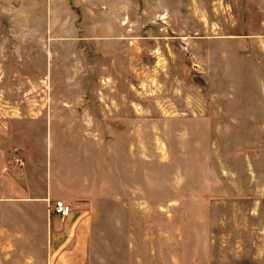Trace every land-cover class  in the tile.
<instances>
[{
	"label": "rangeland",
	"instance_id": "374dc122",
	"mask_svg": "<svg viewBox=\"0 0 264 264\" xmlns=\"http://www.w3.org/2000/svg\"><path fill=\"white\" fill-rule=\"evenodd\" d=\"M58 54L126 155L80 230L88 264H264V0H0V264L44 260L19 159Z\"/></svg>",
	"mask_w": 264,
	"mask_h": 264
},
{
	"label": "crops",
	"instance_id": "0c3cea01",
	"mask_svg": "<svg viewBox=\"0 0 264 264\" xmlns=\"http://www.w3.org/2000/svg\"><path fill=\"white\" fill-rule=\"evenodd\" d=\"M56 62L50 59L46 67L49 70L48 65L51 64L52 90L49 94L56 89L60 98L47 106L43 103L37 109L41 115L32 121L42 127V134L32 137L23 161L26 172L31 174L25 187L26 197L22 201L28 209L37 212L39 220L35 215L27 214L26 217L34 227H31L32 231L36 230V226L41 228L42 233L43 230L46 232V243L43 244L42 240L27 253L44 256L42 264H88L91 248L85 246V235L80 233L90 223L92 198L97 196V192L101 194V191H107L109 185L113 189L112 181H108L109 173L112 175L115 170L123 171L126 155L122 151L115 156L111 143L99 147L96 140L98 105L88 103L86 99L84 101L83 96L88 94L85 86L74 83L67 86L68 82L80 77L84 79L86 74L79 75L78 71L82 70L78 66L73 68L72 73L70 68L67 69V63L61 61V54H58ZM53 73H57L56 78ZM48 77L46 72L41 78ZM61 94L65 96L62 100ZM67 95L75 97L68 98ZM106 107L102 110L114 114L120 106L109 104ZM136 111L139 113V108ZM110 116L113 119V115ZM99 177H105L104 184ZM56 200L67 202L73 208L71 214L65 218L55 214L52 208ZM1 203L2 200L0 211ZM63 219L66 220L64 228L61 225ZM73 237L75 242L67 245L66 241Z\"/></svg>",
	"mask_w": 264,
	"mask_h": 264
},
{
	"label": "built area",
	"instance_id": "2783aa9c",
	"mask_svg": "<svg viewBox=\"0 0 264 264\" xmlns=\"http://www.w3.org/2000/svg\"><path fill=\"white\" fill-rule=\"evenodd\" d=\"M19 162L21 164L24 163L23 159H21V158L19 159ZM52 210L55 214H57L61 218H65L66 216L71 214L73 208L64 200H56L54 205H53Z\"/></svg>",
	"mask_w": 264,
	"mask_h": 264
}]
</instances>
